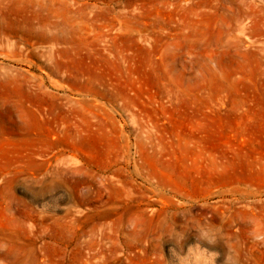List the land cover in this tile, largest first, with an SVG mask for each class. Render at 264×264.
Returning <instances> with one entry per match:
<instances>
[{"label": "rangeland", "instance_id": "rangeland-1", "mask_svg": "<svg viewBox=\"0 0 264 264\" xmlns=\"http://www.w3.org/2000/svg\"><path fill=\"white\" fill-rule=\"evenodd\" d=\"M0 264H264V0H0Z\"/></svg>", "mask_w": 264, "mask_h": 264}]
</instances>
